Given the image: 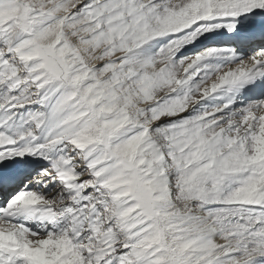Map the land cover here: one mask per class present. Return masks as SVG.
<instances>
[{
    "label": "snow or ice",
    "instance_id": "snow-or-ice-1",
    "mask_svg": "<svg viewBox=\"0 0 264 264\" xmlns=\"http://www.w3.org/2000/svg\"><path fill=\"white\" fill-rule=\"evenodd\" d=\"M0 264H264V0H0Z\"/></svg>",
    "mask_w": 264,
    "mask_h": 264
}]
</instances>
